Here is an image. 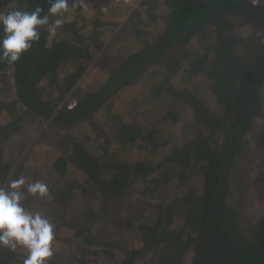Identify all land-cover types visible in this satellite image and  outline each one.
Segmentation results:
<instances>
[{"label":"trees","instance_id":"trees-1","mask_svg":"<svg viewBox=\"0 0 264 264\" xmlns=\"http://www.w3.org/2000/svg\"><path fill=\"white\" fill-rule=\"evenodd\" d=\"M85 2L91 24L73 15L58 29V42L49 44L45 27L18 63L0 61V85L13 83L16 96L9 105L0 102V187L13 165L5 146L23 128L12 117L2 124L5 110L11 114L20 106L28 117L60 129L86 124L98 112L106 119L91 124L97 154L88 151V137H64L58 158L45 163L47 178L56 176L47 183L51 199L22 202L54 225V255L47 264H264V221L244 233L226 203L228 173L263 112L264 0H144L141 7L151 11L166 8L164 30L69 108L61 103L87 71L85 61L104 47L99 3ZM37 3L47 12V0H0V10H31ZM238 18L248 22L250 35L231 26ZM89 25L83 34L81 26ZM71 66L75 71L61 78L60 71ZM152 68L161 78L147 90L143 80ZM46 80L59 84L58 95L47 91ZM132 88L128 106L118 110ZM196 179L204 196L192 186ZM130 195L135 200L127 203L128 214L111 215ZM69 208L78 214L69 218ZM63 229L74 233L59 243ZM25 257L22 248L0 245V264H24Z\"/></svg>","mask_w":264,"mask_h":264},{"label":"rangeland","instance_id":"rangeland-1","mask_svg":"<svg viewBox=\"0 0 264 264\" xmlns=\"http://www.w3.org/2000/svg\"><path fill=\"white\" fill-rule=\"evenodd\" d=\"M144 0H96L99 3L100 16L104 24L102 25V33L104 36L101 39L104 42V47L95 49L92 51L91 60L85 61L88 66L87 71L76 83L72 91L65 96V99L61 105L68 103L73 106L77 100L83 97L87 92L91 90L99 89L110 75L109 71L117 70L120 67L121 61L126 59L127 54L132 50H137L146 43L162 32L165 28V15L166 8L159 6L156 11H151L150 6L141 7ZM152 3L155 0H151ZM163 1V0H162ZM75 3L76 7H73ZM85 0H71L69 9L64 13L63 19H72L73 15L78 14L80 22L84 24L87 22L91 24V17L93 12L83 5ZM91 7V5L89 4ZM8 9H1L0 12H7ZM67 17V18H66ZM55 19L50 18L49 22ZM65 22V20H64ZM231 26L240 30L245 35H250L251 27L244 20L232 19L230 20ZM247 24V25H246ZM92 28L91 25L84 28L81 26V32L83 34L88 33V30ZM98 31V30H97ZM100 31V29H99ZM59 30L55 37L49 38V44L58 42ZM141 35L142 38H138ZM200 37L201 34L199 35ZM144 39V40H143ZM196 39L194 41V44ZM193 44V46H194ZM106 56V61L110 66H104L101 58ZM64 68L60 71L62 75L67 72H74L75 69ZM159 69L152 68L146 75L145 81L147 84L144 88L147 90L152 88V84L160 80L161 74ZM0 85V102L4 105H9L16 100L15 89L13 83L10 85ZM160 84V83H159ZM47 87V91L53 95H58L60 87L50 84V80H46L43 84ZM62 89L64 87L62 86ZM134 88L129 89L122 97L116 107L120 110L123 107H127L133 96ZM262 99L264 105V87L262 88ZM165 106V105H164ZM144 108V107H143ZM13 111L15 113H13ZM5 110L2 116V124L12 118L21 120V126L23 127L21 133L7 143L5 146V156H13V165L9 172L8 179L14 178L16 174L21 171L28 181L34 182L35 180H42L43 182L52 183L56 179V176L47 178L44 174L46 172L45 163L51 164L57 157L60 141L66 136H80L88 137L91 142H88V151L95 155L97 150L92 148L93 137L91 131V124L96 123L98 125H104L106 119L101 112L96 113L95 117L86 124H79L75 128L60 129L52 126L51 121H44L39 118H31L26 115L24 110L19 106L15 109ZM1 122V121H0ZM145 127L147 125L142 122ZM107 131H111L109 126L105 128ZM177 130V129H176ZM217 138L221 142L223 140V134L217 133ZM242 148L236 155L235 163L228 173V189L226 194V203L228 207L235 210L238 215V222L240 229L247 233L251 226L256 225L260 221H264V181L261 179L264 172V106L261 116L255 120L252 127L246 133L242 141ZM31 153L30 157L29 154ZM4 158V159H8ZM27 158V162L25 161ZM58 158V157H57ZM34 159V160H33ZM36 160V161H35ZM38 165L40 170L35 171V167ZM44 174L41 177V174ZM262 174V175H261ZM50 179V180H49ZM6 186V183L3 187ZM192 186L204 196V189L202 181L196 179L192 181ZM25 199L30 197L25 189ZM133 195V194H132ZM127 197L122 201L120 206L121 212L113 210V216L119 217L126 216L128 214L127 203L134 202L135 197ZM71 207V206H70ZM127 208V209H126ZM130 209V208H129ZM67 216L71 218L78 214V210L67 209ZM119 215V216H117ZM106 234L105 230H102ZM74 232L68 229H63L58 233L59 243H62V239L69 237ZM226 253V252H225ZM190 257V256H189Z\"/></svg>","mask_w":264,"mask_h":264},{"label":"clouds","instance_id":"clouds-1","mask_svg":"<svg viewBox=\"0 0 264 264\" xmlns=\"http://www.w3.org/2000/svg\"><path fill=\"white\" fill-rule=\"evenodd\" d=\"M48 8L39 3L31 10L14 8L0 12L3 38L0 40V61L8 65L18 63L25 53L39 42L46 27L48 37H55L64 24L68 0H47ZM73 7H76L75 3ZM50 17H53L51 23ZM25 189L32 197L51 199L48 185L42 180L28 181L23 174L10 178L0 187V245L15 251H26L24 264H47L54 255V225L40 212H31L22 205Z\"/></svg>","mask_w":264,"mask_h":264},{"label":"built area","instance_id":"built-area-1","mask_svg":"<svg viewBox=\"0 0 264 264\" xmlns=\"http://www.w3.org/2000/svg\"><path fill=\"white\" fill-rule=\"evenodd\" d=\"M251 4L256 5L259 3L260 0H248ZM72 106H70L69 108H71Z\"/></svg>","mask_w":264,"mask_h":264},{"label":"water","instance_id":"water-1","mask_svg":"<svg viewBox=\"0 0 264 264\" xmlns=\"http://www.w3.org/2000/svg\"><path fill=\"white\" fill-rule=\"evenodd\" d=\"M248 1V0H247ZM253 5V4H252Z\"/></svg>","mask_w":264,"mask_h":264}]
</instances>
